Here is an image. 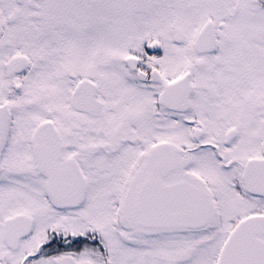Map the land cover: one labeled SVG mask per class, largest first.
I'll return each mask as SVG.
<instances>
[{
	"label": "snow or ice",
	"instance_id": "obj_1",
	"mask_svg": "<svg viewBox=\"0 0 264 264\" xmlns=\"http://www.w3.org/2000/svg\"><path fill=\"white\" fill-rule=\"evenodd\" d=\"M0 264H264V0H0Z\"/></svg>",
	"mask_w": 264,
	"mask_h": 264
}]
</instances>
